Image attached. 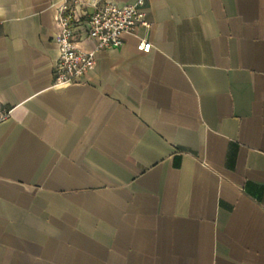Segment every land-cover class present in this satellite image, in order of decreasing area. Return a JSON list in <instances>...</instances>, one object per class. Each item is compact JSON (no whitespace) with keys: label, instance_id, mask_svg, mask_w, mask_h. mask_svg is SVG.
<instances>
[{"label":"crops","instance_id":"crops-1","mask_svg":"<svg viewBox=\"0 0 264 264\" xmlns=\"http://www.w3.org/2000/svg\"><path fill=\"white\" fill-rule=\"evenodd\" d=\"M65 1L0 0V264H264V0H144L54 87Z\"/></svg>","mask_w":264,"mask_h":264},{"label":"built area","instance_id":"built-area-1","mask_svg":"<svg viewBox=\"0 0 264 264\" xmlns=\"http://www.w3.org/2000/svg\"><path fill=\"white\" fill-rule=\"evenodd\" d=\"M58 32L54 44L58 59L53 66L54 87L81 82L95 66L102 50L119 48L125 36H137L139 28H149L144 0L118 5L106 0H67L57 10ZM83 42L91 50L80 47ZM152 44L139 38L137 50L149 53Z\"/></svg>","mask_w":264,"mask_h":264}]
</instances>
